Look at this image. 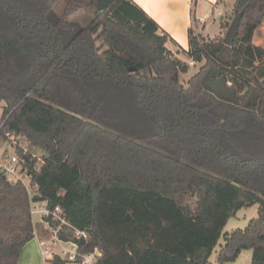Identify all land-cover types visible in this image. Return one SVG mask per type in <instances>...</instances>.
<instances>
[{"label":"trees","instance_id":"16d2710c","mask_svg":"<svg viewBox=\"0 0 264 264\" xmlns=\"http://www.w3.org/2000/svg\"><path fill=\"white\" fill-rule=\"evenodd\" d=\"M82 10L86 24L72 19ZM240 13L232 46L191 31L182 51L204 63L183 84L190 65L134 0H0V140L41 151L39 169L28 157L35 200L87 230L63 237L100 247V264H210L222 235L217 264L247 249L264 264V48L253 42L264 0H235L224 28ZM167 203L180 245L145 237L141 213ZM254 204L257 217L223 234ZM34 234L26 188L0 172V264H19Z\"/></svg>","mask_w":264,"mask_h":264},{"label":"built area","instance_id":"2783aa9c","mask_svg":"<svg viewBox=\"0 0 264 264\" xmlns=\"http://www.w3.org/2000/svg\"><path fill=\"white\" fill-rule=\"evenodd\" d=\"M196 61L191 60L190 64ZM7 144L8 147L3 145ZM39 158L34 167L39 169L45 157L37 153L28 141L16 134H7V138L0 140V172L4 173L7 181L13 185H23L28 193L31 204V215L39 214L42 221L48 224V235L40 239L42 254L55 264L62 260L66 264H100L103 251L95 246L89 251H81L76 240L64 238L63 235L72 233L76 239L88 238L87 230L73 226L60 206L51 208L47 201L35 200L39 195V185L33 182V174L28 168V157Z\"/></svg>","mask_w":264,"mask_h":264},{"label":"crops","instance_id":"0c3cea01","mask_svg":"<svg viewBox=\"0 0 264 264\" xmlns=\"http://www.w3.org/2000/svg\"><path fill=\"white\" fill-rule=\"evenodd\" d=\"M151 17H153L171 36L167 47L172 50L180 59L179 50H188L190 47V33L201 34L204 37H211L206 34L208 23L212 20L216 9L228 1L235 0H134ZM217 14L222 16V11ZM226 19H221L217 36H222L225 30L223 23ZM211 37V38H215ZM255 45L264 48V21L255 30L253 36ZM183 52V51H182ZM185 53L183 52V55ZM186 55V54H185ZM34 221V220H33ZM34 238L28 241L22 248L19 264H53L42 254L40 239L48 235V224L45 221L35 222ZM252 261V258H251ZM227 264H237V260Z\"/></svg>","mask_w":264,"mask_h":264},{"label":"rangeland","instance_id":"374dc122","mask_svg":"<svg viewBox=\"0 0 264 264\" xmlns=\"http://www.w3.org/2000/svg\"><path fill=\"white\" fill-rule=\"evenodd\" d=\"M232 5H233V1L232 2L228 1L226 4H223L216 9L215 14L211 18L212 20L208 23V28L205 31L206 34H209L211 37L216 36V34L218 33V29L220 28L221 19L222 18L226 19V17L231 13ZM65 7H66V2L65 1L61 2L57 10L59 12H62ZM218 10L222 11L223 13L222 16L217 14ZM91 18H92V13L87 10H82L79 13L74 14V16H72V19H77L78 21L85 24L88 23ZM227 30L228 28H225L223 35L217 36V38L220 37L224 38ZM211 37H205V39L208 40L213 39ZM179 52L181 53V59L190 65L189 71L181 75L182 83L187 84L189 78L199 70V68L202 66L204 62H196L195 64H190V61L192 59H190L185 54L183 55L182 50H179ZM4 105H5L4 102L0 103V122L2 120ZM3 146L8 147L7 144H4ZM33 149L37 153L41 152L38 148H33ZM157 208H158L157 210L149 208L141 213L142 219H144V222L142 223L145 229L148 230L147 236L145 237H151L152 241L160 242V243H162L161 242L162 239H167L169 240L170 243L172 242V243H176V245L177 244L180 245L181 234H182L181 231H183L182 230L183 225L181 222L179 211L177 210L176 206L173 203H167V204L159 205ZM258 209H259V204L243 207L241 210L238 211L236 216L231 217L228 220L227 224L223 229V234L225 232H232L237 228H245L248 225L251 218L258 216ZM154 210H156V212H153ZM41 219L42 217L39 214L33 217V220L35 222H38ZM119 230H123V227L116 228L115 230L105 229L104 233L107 237H110L111 232H116ZM110 241L113 245H115L112 239H110ZM224 242H225L224 235H222L217 247L215 248L210 258V264H217L218 251L220 249L221 244H223ZM251 258H252V250L250 249L244 250L239 255L237 259V264H251Z\"/></svg>","mask_w":264,"mask_h":264},{"label":"water","instance_id":"95a60500","mask_svg":"<svg viewBox=\"0 0 264 264\" xmlns=\"http://www.w3.org/2000/svg\"><path fill=\"white\" fill-rule=\"evenodd\" d=\"M243 14L240 13L238 14L231 22L230 26L228 27V30L224 36V43L226 45L232 46L234 43V40L236 38V36L239 33V27H240V23H241V19H242ZM98 197V190H95L94 192V198H95V202L97 200Z\"/></svg>","mask_w":264,"mask_h":264}]
</instances>
